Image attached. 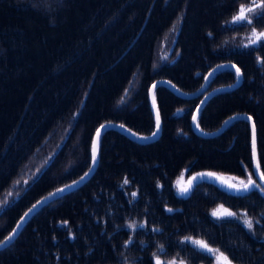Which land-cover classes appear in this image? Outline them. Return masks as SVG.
<instances>
[{"label": "trees", "instance_id": "trees-1", "mask_svg": "<svg viewBox=\"0 0 264 264\" xmlns=\"http://www.w3.org/2000/svg\"><path fill=\"white\" fill-rule=\"evenodd\" d=\"M249 3L47 0L45 6L44 0H0V240L36 201L89 169L100 125L116 123L140 136L154 132L148 101L154 81L194 92L218 64H236L244 79L208 99L199 128L212 132L231 115L251 116L264 171V71L256 63L264 47L245 49L252 26L231 23L240 5ZM253 24L264 30V19ZM234 81V71L221 70L206 91ZM203 96L180 98L157 87L159 137L140 144L115 130L104 132L91 178L35 213L0 250V264H122L121 252L152 264L157 242L165 247L163 260L179 253L186 264H214L213 257L180 244L189 235L227 249L233 264H264V228L256 226L252 235L238 220L210 216L223 205L237 214L246 210L255 220L264 211L259 191L237 196L209 178L196 181L187 197L175 191L183 170L188 179L212 172L246 180L252 172L246 120L209 138L193 133L191 119ZM125 178L130 182L121 187ZM134 191L139 199L130 204ZM132 218L149 220L148 230L123 249ZM152 227L162 231L152 233Z\"/></svg>", "mask_w": 264, "mask_h": 264}, {"label": "snow or ice", "instance_id": "snow-or-ice-1", "mask_svg": "<svg viewBox=\"0 0 264 264\" xmlns=\"http://www.w3.org/2000/svg\"><path fill=\"white\" fill-rule=\"evenodd\" d=\"M45 6H47V0H44ZM35 6V5H34ZM259 10V11H258ZM264 19V0H250V3L245 5L241 4L239 9L237 10L236 15L232 17L231 23L233 25H239V26H252L250 33L246 37V43L243 44V47L245 49H252V50H259L260 48L264 47V30H259L256 25L253 24L254 20H260ZM175 25L173 26V30H175ZM211 35V34H210ZM179 55V53H177ZM256 63L257 66L261 69V71H264V56H257L256 57ZM221 67H230L231 69L235 70V79L236 84H239L242 79H244V73L242 72L241 68L238 67L236 64L229 65H220L216 69L213 70V72L210 74L214 75ZM210 77H206L205 79H209ZM234 86V85H233ZM156 87V85H153V89ZM128 89H125V93H127ZM152 90H150L151 93ZM123 99V97H122ZM202 103H204L202 101ZM153 108L156 109V100L153 96ZM199 106H198V112H199ZM241 120L244 119L242 116H235L233 118H230L228 121H226V124H231L232 120ZM248 120H251L252 117L248 116ZM193 120H197V116L193 115ZM156 125H157V131L152 133V136L157 135L160 127V115L159 111L156 112ZM106 126L102 125L101 128H98L96 130V137L93 138L92 141V167L90 168L89 172L84 174V177H81L80 181H74L73 185L65 186L64 188L57 189L55 193H50L48 197L43 198L42 200H38L35 204L32 205V207L20 218L21 222H18L17 227L12 230V232L5 237L3 240H0V247H7L9 244H11L12 240L15 238L16 234L18 233L19 228L23 227V223L26 222L27 218H30L33 213L37 211L38 208H42L49 204L50 201H53L56 197L60 196L62 193L68 191L70 188L74 187L77 183H82L83 180L91 173V171L94 170L95 164L97 162V151H98V144H99V137L101 135V129L105 128ZM121 127H123L121 125ZM197 127L199 125L197 124ZM253 131L255 133V129L253 126ZM142 139H149V137H142ZM256 156V142H255V134L253 136V158L255 159ZM201 177L207 176V177H213L215 176V173L207 172V173H201L199 174ZM258 175L259 180L253 179L254 176ZM235 179V178H234ZM197 180V177H192L187 184H181L178 182L177 184V195L180 197H187L191 194V190L195 187L194 181ZM129 180L127 178L124 179L123 187L124 185L129 184ZM157 187H162L159 183L157 184ZM227 189L236 194L237 196H240L241 194H250L255 193L259 191V194L261 197H264V171L260 170L259 164L256 165L255 172H250L245 179H239L238 183H229L227 184ZM11 195V193H9ZM245 199H247V196H244ZM139 197L137 192L131 193V200L129 201L130 204H135L138 201ZM147 211V209H146ZM173 208H166V212L169 214L173 213ZM211 216L215 218V220L218 221H225L227 218H231L233 220L240 221L244 228L248 230V232L252 235H255V228L256 226H261V228H264V225H262L261 220L264 218V211H262L255 220L248 215V212L245 210L244 212H241L237 214L236 212H233L229 210L228 208H225L223 205L218 206L217 209H214L211 212ZM150 221L147 219L144 220H137L135 218H132L130 220H127L126 227L130 230V234L128 236V239L124 241L123 245L121 247L123 249H130L132 246H134L137 243L136 236L141 235L148 230ZM62 226L67 227L68 222L66 220L61 222ZM69 231V237L74 239L71 229H68ZM162 230L159 227H152L151 232L152 233H159ZM53 240L55 241V236H53ZM139 245L141 247H146L147 242L145 240H139ZM181 245H192L193 249L195 251H198L201 255H203L205 258L214 257L216 264H233V259H235V256L232 258L229 257V255L225 254V251H221L220 248H213L210 246L209 242L203 240V239H197L193 236H185L183 240L180 241ZM156 252L152 253V264H186V259L181 258L179 253H177V256L172 257L171 259L163 260L161 259L162 256H166L167 253L165 251V247L163 244H160L159 242L156 243ZM120 256L122 257V264H138V261L135 260V258L130 259L129 256L125 255L124 252L120 253Z\"/></svg>", "mask_w": 264, "mask_h": 264}, {"label": "water", "instance_id": "water-1", "mask_svg": "<svg viewBox=\"0 0 264 264\" xmlns=\"http://www.w3.org/2000/svg\"><path fill=\"white\" fill-rule=\"evenodd\" d=\"M220 65H229V66H230L231 64H227V63L225 64V63H222V64H218V65L214 66L213 68H211V69L206 73V75L204 76V78H203V82H202L201 86H200L196 91H194V92H190V93L182 92V91H180L178 88H176L173 84H171L170 82H168V81H166V80H157V81H154V82L151 84V86L149 87V90H148V101H149L150 109H151V112H152V115H153V119H154V124H155L154 132L157 131V125H156V112H157V106H156V109L153 108V96L155 97V89H156L157 87H159V86H164V87L168 88V89H169L174 95H176V96H178V97H180V98H186V99H188V98H194V97H197V96H199V95H201V94H204V96L201 98L199 104L197 105V107H196V109H195V111H194V113H193V115L195 114V115L198 117V114H199L200 110L202 109V107L204 106V104H205V103L208 101V99H210L214 94L219 93V92H224V91H230V90H233V89L237 88V87L241 84V81H242V80L240 81L239 84H236V79H235L234 83H232L231 85H228V86H221V87L213 88V89H211V90H209V91H206V89H207V85H208L209 81H210L211 78H212L216 73H218L219 71L224 70V69H230V70L234 71V73H235V70H234V69H231L230 67H221V68L219 69V71H217L214 75H211V76H210V74L213 72V70L216 69V68H217L218 66H220ZM206 77H210V78L206 80V79H205ZM154 84L156 85V87L153 89V85H154ZM233 85H234V86H233ZM150 90H152L151 93H150ZM202 101H203L204 103H202ZM198 106H199V109H200L199 112H198ZM237 115L244 117V120H246V121L248 122V124H249L250 132H251L252 172H255L256 165L258 164V160H257V154H256V156H255V159L253 158V136H254V134H255L254 131H253L254 123H253V120H252V119H251V120H248V119H247V117H248L247 114H234V115H231L230 117L226 118V119L222 122V124H221V125L215 130V131H212V132H204V131H202L199 127H197V124H198V123H197V120L194 121V120H193V116H192V119H191L192 131H193L194 134H196V135H198V136H201V137H205V138H209V137H213V136L219 135V134H221V133H222V132H223V131H224V130L230 125V124H226V121H228L230 118H233V117H235V116H237ZM233 121H235V119H233L232 122H233ZM102 125H104V126H106V127L103 128V129H101V135H102L104 132L108 131V130H115V131H117V132H119V133L125 135V136L128 137L129 139H131V140H133V141H135V142H137V143H140V144H146V143H149V142H151V141L156 140V139L159 137V135H160V127H161V124H160L159 131H158L157 135H155V136H152V134H150V135H143V136H140V135L135 134V133L132 132L131 130L127 129L126 127H124V126L121 127V125L116 124V123L108 122V123H104V124H102ZM102 125H100L98 128H101ZM98 128H97V129H98ZM97 129H96V130H97ZM254 129H255V127H254ZM101 135H100V137H101ZM94 137H96V131H95L94 134H93L92 141H93V138H94ZM100 137H99V140H100ZM142 137H149V139H142ZM255 142H256V135H255ZM90 156H91L90 166H89V169H88L85 173L89 172L90 168L92 167V142H91V148H90ZM97 164H98V151H97V162H96V164H95L94 170L91 171V173H90V174H89V175L83 180L82 183H77V184H75L74 187H72V188H70L68 191L62 193L60 196L56 197L53 201L57 200L58 198H60V197H62V196H64V195H66V194H69V193H71V192H73V191L79 189L82 185H84V184H85V183L91 178V176L93 175L94 171L96 170ZM85 173H84V174H85ZM84 174L81 175L80 177L74 179L72 182H70V183H68V184H66V185H64V186H61V187H59V188H57V189L64 188L65 186H68V185H73V182H74V181H80L81 177H84ZM199 174H201V173L195 174V175L193 176V177H197V180H196V181H198V180H200V179L209 178V179H212V180H214V181H216V182H218V183H220V184L223 185V183H222L223 181H222V179H221L219 176H216V175H215V176H213V177H207V176L201 177ZM191 178H192V177H191ZM191 178H190V179H191ZM190 179H189V180H190ZM254 179L258 181V180H259V176H258V175L254 176ZM220 180H221V181H220ZM196 181H194V183H195ZM223 186H224V185H223ZM57 189H55V190L49 192L48 194H46L45 196H43V197L40 198L39 200H42L43 198L48 197L50 193H55V192L57 191ZM36 202H37V201H36ZM36 202H35V203H36ZM51 202H52V201H50L49 203H51ZM35 203H34V204H35ZM46 206H47V205H46ZM31 207H32V206H31ZM31 207H30V208H31ZM44 207H45V206H44ZM30 208H29V209H30ZM42 208H43V207H42ZM29 209H28V210H29ZM40 209H41V208H38L37 211H36L35 213H37ZM28 210H27V211H28ZM27 211H26V212H27ZM26 212H25V213H26ZM25 213H24V214H25ZM35 213H33L32 216H33ZM24 214H23L22 216H24ZM22 216H21V217H22ZM32 216H31V217H32ZM21 217H20V218H21ZM31 217H30V218H31ZM20 218H19V220L16 222L14 228L17 227L18 222H21V221H20ZM30 218H27L26 222L23 223V227H24V226L26 225V223L30 220ZM23 227L19 228L18 233L16 234L15 238L18 236V234L20 233V231L22 230ZM14 228H13V229H14ZM13 229H12V230H13ZM11 232H12V231H11ZM11 232H10V233H11ZM15 238H14V239H15ZM14 239L12 240V242L14 241ZM12 242H11V243H12ZM9 245H10V244H9ZM9 245H8V246H9ZM3 248H5V247H0V250L3 249Z\"/></svg>", "mask_w": 264, "mask_h": 264}, {"label": "rangeland", "instance_id": "rangeland-1", "mask_svg": "<svg viewBox=\"0 0 264 264\" xmlns=\"http://www.w3.org/2000/svg\"><path fill=\"white\" fill-rule=\"evenodd\" d=\"M232 21V20H231ZM92 142V141H91ZM91 148V147H90ZM91 161V159H90ZM195 174H193L191 177H193ZM217 176H219L221 179H222V183L223 185L227 188V184L229 183H238L239 179L241 178H238L236 176H233V175H228V174H216ZM189 178V179H190ZM235 178V179H234ZM188 177L185 175V170H183L180 175L177 177V179L175 180L174 182V188H175V191L177 193V184L178 182L181 183V184H187V182L189 181ZM221 181V180H220ZM218 206L220 205H217L216 207H214L211 211H210V216H211V212L214 210V209H217ZM226 208V207H225ZM212 217V216H211ZM213 218V217H212ZM214 258V257H213ZM214 264H216V261H215V258H214Z\"/></svg>", "mask_w": 264, "mask_h": 264}]
</instances>
